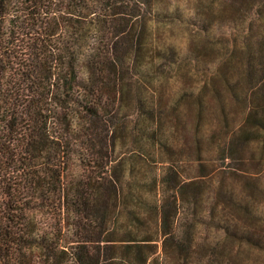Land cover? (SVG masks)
Masks as SVG:
<instances>
[{
  "label": "trees",
  "instance_id": "trees-1",
  "mask_svg": "<svg viewBox=\"0 0 264 264\" xmlns=\"http://www.w3.org/2000/svg\"><path fill=\"white\" fill-rule=\"evenodd\" d=\"M212 1L0 0V264H264V204L188 164L216 80L245 115L217 160L264 138V0Z\"/></svg>",
  "mask_w": 264,
  "mask_h": 264
},
{
  "label": "rangeland",
  "instance_id": "rangeland-1",
  "mask_svg": "<svg viewBox=\"0 0 264 264\" xmlns=\"http://www.w3.org/2000/svg\"><path fill=\"white\" fill-rule=\"evenodd\" d=\"M163 1H170L183 5L190 4L191 8L194 2L200 1L205 4L204 11L206 13L210 12V10L217 12L220 9L219 5L216 2L214 3L212 0ZM204 11L202 13H204ZM224 12L229 14L230 10L226 9ZM213 31V37L218 36L215 39L220 40V38L223 36V33L235 37L237 33L242 31V27L238 24L233 29L225 26H216ZM172 36L181 47H187L188 43L186 39L189 36H194V33L190 30L182 31L178 28V26H175V28L172 29ZM198 78L199 85L202 86L203 77L198 76ZM214 86L217 91L216 97H214L217 102L215 111L218 115L219 123L214 129H211L210 127L206 128L205 124H200V127H203L202 132H204L202 133L203 142L201 145V154L198 158L194 157L196 156V151L193 149L194 146H192V155L189 158L188 164L192 165V169H195L196 166L200 164V166H212L211 169L206 167L204 170L207 172L209 170H213L212 173L209 171V177L206 178L210 180V183H212L213 187L221 184L225 188L230 187L231 194L236 195V197H241L244 194H247V196H253L259 202L264 204V138L246 142L240 137L241 133H238V136L235 137L232 143V158L230 160H225L224 162L217 160L220 152L215 148H223L229 139L234 136L233 134L238 131V128L241 125L245 115L243 108L229 98L226 89L220 81L216 80L214 82ZM205 95L213 98V94L209 91H206ZM194 114L195 111L193 108H189L187 110L186 121L188 123H195ZM210 139H214L215 143L213 145L210 144L211 142L209 143ZM194 173L195 175H198L196 171H194ZM218 198L219 204L216 209L217 212L223 211V213H225L223 215L228 216L230 220H233V218L235 219L242 214V210L240 212L236 206L232 205V201L229 199L228 194L222 192Z\"/></svg>",
  "mask_w": 264,
  "mask_h": 264
}]
</instances>
